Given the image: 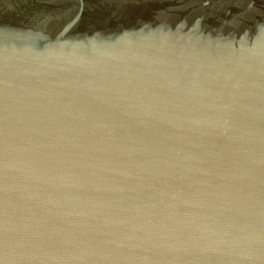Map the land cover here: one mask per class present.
I'll return each mask as SVG.
<instances>
[{"label": "water", "instance_id": "water-1", "mask_svg": "<svg viewBox=\"0 0 264 264\" xmlns=\"http://www.w3.org/2000/svg\"><path fill=\"white\" fill-rule=\"evenodd\" d=\"M0 264H264V0H0Z\"/></svg>", "mask_w": 264, "mask_h": 264}]
</instances>
